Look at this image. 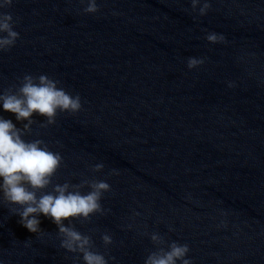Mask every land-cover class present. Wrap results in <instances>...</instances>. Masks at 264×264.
<instances>
[{"label": "clouds", "instance_id": "clouds-1", "mask_svg": "<svg viewBox=\"0 0 264 264\" xmlns=\"http://www.w3.org/2000/svg\"><path fill=\"white\" fill-rule=\"evenodd\" d=\"M80 2L85 3V0ZM190 3L192 12L198 16L206 15L211 8L209 0H190ZM12 4L13 0H0V52L9 51L20 38L14 30L17 21L10 12L3 11ZM98 11L96 0H87L83 12L95 14ZM205 39L212 44L227 42L223 34L214 32L207 33ZM203 63V58L189 57L187 67L191 70ZM59 85L60 81L45 74H25L18 86L0 93L3 110L15 114L19 122L27 121L22 128H18L10 119L0 117V202L17 205L11 211L19 215V223L31 233L43 234L40 215L50 219L57 226L60 247L76 254L77 260L82 258L83 264H108L106 255L95 250L92 235L77 230L72 221L90 223L93 216L106 215L110 209H105L101 200L104 193L111 191L110 184L95 177L82 178L79 183H53V178L63 165L62 155L51 151L42 139H23L32 133V125L37 123L34 115L45 118L39 127L47 128L56 123L59 113L75 114L81 110V97L78 94L73 96ZM228 86L233 87L234 84L229 83ZM103 168V163H97L91 166V171L96 173ZM109 175H119V172L112 169ZM49 187L52 190L45 191ZM85 188L89 190L83 192ZM65 221H68L67 225ZM145 234L150 235L156 247L149 252L144 264H177L178 261L179 264H192L186 258L190 251L188 244L168 242L158 232ZM100 238L105 249L113 244V237L107 232L101 234Z\"/></svg>", "mask_w": 264, "mask_h": 264}]
</instances>
